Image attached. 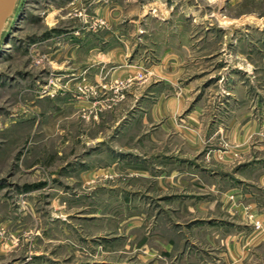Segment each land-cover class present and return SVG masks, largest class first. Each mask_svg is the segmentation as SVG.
I'll return each instance as SVG.
<instances>
[{
  "label": "rangeland",
  "instance_id": "obj_1",
  "mask_svg": "<svg viewBox=\"0 0 264 264\" xmlns=\"http://www.w3.org/2000/svg\"><path fill=\"white\" fill-rule=\"evenodd\" d=\"M261 171L264 0L21 1L0 42V264H264Z\"/></svg>",
  "mask_w": 264,
  "mask_h": 264
},
{
  "label": "crops",
  "instance_id": "obj_2",
  "mask_svg": "<svg viewBox=\"0 0 264 264\" xmlns=\"http://www.w3.org/2000/svg\"><path fill=\"white\" fill-rule=\"evenodd\" d=\"M160 104H161V106H163V111L159 112V115L171 114V116H173L175 113L179 112L181 109H183L186 106V99H185V96L183 94H181V95H177V96L171 95V96L163 99V102H159L157 100L150 107L151 112H153L154 115L156 114V112H158V109L160 108L159 107ZM199 114H200L199 112H191L190 111L189 113H187L185 115L188 120H191L192 122H194L196 124V127L198 130H199V127L202 128L201 127L202 124L200 122V115ZM167 117H169V116H167ZM176 124L178 126H182L184 131H188V129H189V128L187 129V127L185 125H183L182 123H180V124L176 123ZM182 128L180 127V130H182ZM184 140L186 141V140H192V139H191V137H184ZM184 155L186 156V154H184ZM260 174L264 175V171H261ZM261 185H259V187L261 189H263V191H264V185H262V186Z\"/></svg>",
  "mask_w": 264,
  "mask_h": 264
},
{
  "label": "water",
  "instance_id": "obj_3",
  "mask_svg": "<svg viewBox=\"0 0 264 264\" xmlns=\"http://www.w3.org/2000/svg\"><path fill=\"white\" fill-rule=\"evenodd\" d=\"M22 0H0V42L14 19Z\"/></svg>",
  "mask_w": 264,
  "mask_h": 264
}]
</instances>
